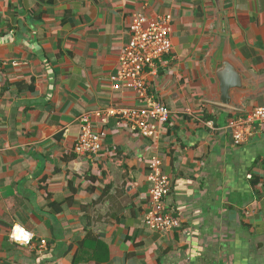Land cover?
Instances as JSON below:
<instances>
[{
	"label": "crops",
	"instance_id": "crops-1",
	"mask_svg": "<svg viewBox=\"0 0 264 264\" xmlns=\"http://www.w3.org/2000/svg\"><path fill=\"white\" fill-rule=\"evenodd\" d=\"M165 15L173 49L145 78L171 117L148 139L100 112L141 106L111 78L134 18ZM0 66V264H264V128L241 146L228 129L264 107V0H0ZM96 112L102 149L79 155ZM155 158L170 232L145 225Z\"/></svg>",
	"mask_w": 264,
	"mask_h": 264
},
{
	"label": "built area",
	"instance_id": "built-area-1",
	"mask_svg": "<svg viewBox=\"0 0 264 264\" xmlns=\"http://www.w3.org/2000/svg\"><path fill=\"white\" fill-rule=\"evenodd\" d=\"M172 16L165 15L156 21L148 22L145 17H135L130 26L131 40L124 48L117 74L111 78L113 90L131 89L141 103L139 107L110 108L100 112L102 121L110 117H118L122 122L143 138L158 139L162 127L170 120V110L156 100L149 92L146 83V73L154 68L172 52L171 41ZM1 68V66H0ZM2 99L0 83V102ZM96 113H86L78 118L81 133L75 145L79 155L98 154L102 149L101 136L94 130L93 119ZM264 128V107L256 108L246 116L232 119L228 129L231 131L235 146H241ZM149 182L151 208L146 215L145 225L154 231L170 232L180 227V222L166 206V198L171 192V179L163 172L161 161L157 158L150 164ZM19 226L25 232V227L15 224L9 231L10 242L22 246H31L34 239L32 232L28 240L15 234ZM47 242L42 241L41 248L45 250Z\"/></svg>",
	"mask_w": 264,
	"mask_h": 264
},
{
	"label": "water",
	"instance_id": "water-1",
	"mask_svg": "<svg viewBox=\"0 0 264 264\" xmlns=\"http://www.w3.org/2000/svg\"><path fill=\"white\" fill-rule=\"evenodd\" d=\"M221 90H222V100L225 104L230 102V90L236 86L239 87L240 77L229 65L225 67V71L221 75Z\"/></svg>",
	"mask_w": 264,
	"mask_h": 264
},
{
	"label": "clouds",
	"instance_id": "clouds-1",
	"mask_svg": "<svg viewBox=\"0 0 264 264\" xmlns=\"http://www.w3.org/2000/svg\"><path fill=\"white\" fill-rule=\"evenodd\" d=\"M14 233L22 236L25 241L28 240L31 237V235H32V233L25 232L19 226H16V228L14 229Z\"/></svg>",
	"mask_w": 264,
	"mask_h": 264
}]
</instances>
